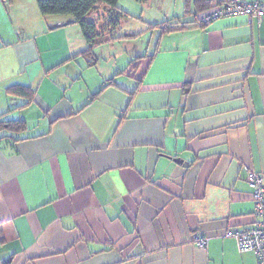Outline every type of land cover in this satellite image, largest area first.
<instances>
[{
	"label": "crops",
	"instance_id": "0c3cea01",
	"mask_svg": "<svg viewBox=\"0 0 264 264\" xmlns=\"http://www.w3.org/2000/svg\"><path fill=\"white\" fill-rule=\"evenodd\" d=\"M16 1L0 0V118L26 128L0 130V264H257L225 231L254 222L247 171L264 182V16L202 26L163 0L145 53L100 61L117 28L89 64L71 16Z\"/></svg>",
	"mask_w": 264,
	"mask_h": 264
},
{
	"label": "trees",
	"instance_id": "16d2710c",
	"mask_svg": "<svg viewBox=\"0 0 264 264\" xmlns=\"http://www.w3.org/2000/svg\"><path fill=\"white\" fill-rule=\"evenodd\" d=\"M12 1V0H7ZM118 0H36L38 8L43 15L47 14H57V15H69L73 18V21L78 23L82 34L84 36L86 47L80 52L83 55L89 64H94L96 62V56L94 54V48L96 45L115 39V30L118 28L122 19L125 17V13L119 10L117 7ZM142 3H147L150 0H137ZM220 0H185L186 10L185 14L190 13L189 6H193V15L195 16L193 22L197 23V17L199 14H202L216 5H218ZM101 6L104 15V23L101 25L100 17L97 13V8ZM94 13V18L91 15ZM103 18V17H102ZM169 20H164L161 22H156L153 24L156 27H160L161 24L168 22ZM198 24V23H197ZM183 26L186 24L182 23ZM202 25V24H198ZM204 26V25H202ZM134 35V34H132ZM128 34L129 36H132ZM144 55H137L136 60H140ZM134 58V59H135ZM133 59V60H134ZM131 62L127 68H125V72L130 77L136 76V68L135 64ZM113 83V79L110 78L104 82L102 88L97 90L91 95V100L96 98L99 93L109 84ZM5 92L8 95H19L23 98H26V101L30 100L33 96L34 90L29 85L23 84H11L5 88ZM1 116V115H0ZM26 128V121L23 118L16 119H1L0 118V130L6 129L11 132L23 131ZM6 134L0 136V139L6 137Z\"/></svg>",
	"mask_w": 264,
	"mask_h": 264
},
{
	"label": "built area",
	"instance_id": "2783aa9c",
	"mask_svg": "<svg viewBox=\"0 0 264 264\" xmlns=\"http://www.w3.org/2000/svg\"><path fill=\"white\" fill-rule=\"evenodd\" d=\"M232 14L254 15L261 19L264 16V0H220L214 8L199 14L197 23L206 25L218 16ZM246 180L252 191L254 222L245 228H228L225 235L235 240L239 251L254 252L257 264H264V182L262 175L251 169L247 171ZM192 240L200 248L207 245V238L197 232L192 233Z\"/></svg>",
	"mask_w": 264,
	"mask_h": 264
},
{
	"label": "rangeland",
	"instance_id": "374dc122",
	"mask_svg": "<svg viewBox=\"0 0 264 264\" xmlns=\"http://www.w3.org/2000/svg\"><path fill=\"white\" fill-rule=\"evenodd\" d=\"M22 1L25 3L24 9H30L31 5L35 6L36 3V0ZM167 1L150 0L147 3H142L137 0H118L117 7L119 8V10L125 13V17L122 19V22L117 29V35L121 36V39L114 41V44L111 45L112 47L107 44L99 47L102 50V56H100L102 59H100V61H108L104 59L107 58L109 53L114 54L116 52V49H118V51L122 50L123 52L138 51V53H145L146 45L148 43L150 34V31L147 28L150 26V24H153L152 22L158 21V18H160L162 14V11L160 10L165 8ZM173 1L174 0H169L168 4L170 3L172 6L175 5L176 8H179L181 0H177L176 4ZM182 2L184 4V1ZM102 12L103 9H101V6H99L97 8V13L99 14L98 16L101 18L99 23L100 25L104 23L105 19L103 15L104 12ZM94 16L95 15L93 13L91 17L94 18ZM4 17L6 20V28L4 30V34H6L12 28V25L9 16L7 15L8 19L5 15ZM128 34L134 35L128 37ZM13 39L15 41V38ZM12 43L13 42H10V44ZM10 46L11 45L1 47L0 45V51H9L11 49ZM99 48L97 49V51H95V53L97 52L99 54Z\"/></svg>",
	"mask_w": 264,
	"mask_h": 264
},
{
	"label": "water",
	"instance_id": "95a60500",
	"mask_svg": "<svg viewBox=\"0 0 264 264\" xmlns=\"http://www.w3.org/2000/svg\"><path fill=\"white\" fill-rule=\"evenodd\" d=\"M176 161L178 162H181V159L180 158H175Z\"/></svg>",
	"mask_w": 264,
	"mask_h": 264
}]
</instances>
